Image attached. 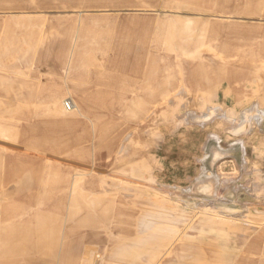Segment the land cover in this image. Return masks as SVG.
<instances>
[{"label":"rangeland","instance_id":"374dc122","mask_svg":"<svg viewBox=\"0 0 264 264\" xmlns=\"http://www.w3.org/2000/svg\"><path fill=\"white\" fill-rule=\"evenodd\" d=\"M118 55L124 93L69 92ZM0 264H264V0H0Z\"/></svg>","mask_w":264,"mask_h":264},{"label":"crops","instance_id":"0c3cea01","mask_svg":"<svg viewBox=\"0 0 264 264\" xmlns=\"http://www.w3.org/2000/svg\"><path fill=\"white\" fill-rule=\"evenodd\" d=\"M180 22L179 25H174L173 29H172V37H174L175 33L177 31L180 32H184L183 34H185L188 38H200L202 37L201 35V32L195 28H189L190 25H204V23L202 22H195V21H185V20H182V21H178ZM162 25L164 24H167L166 22L163 24L161 23ZM168 25V24H167ZM185 29V30H183ZM203 39V38H200V40ZM194 40V39H193ZM191 43L193 44V42L191 41ZM120 60H121V64H119L118 62L116 61H112L113 63H116V65H113L111 64L110 65V61H109V64H108V61H106V66L105 69H108L111 68L113 71H106L107 74L102 76V75H99V73L101 72L102 73V70H98L100 72H75V73H71L69 75V83H68V88H69V92L70 93H85L87 98L91 97L89 95H94L93 93H102V94H108V93H124L126 90L124 89V83H125V75H124V71L122 72V74H119L118 73V68L121 67L124 69V59L122 58V56L120 57V55H118V57ZM75 61H70V68L73 69V67H77L76 66V59H74ZM110 66V67H109ZM35 68V66H34ZM100 73V74H101ZM60 78V75L59 76H47V77H41L40 75H37V74H34L32 76H28V77H22V80L20 81L21 82V86L23 87H28L27 89L23 90L24 92L26 93H46V92H52V93H55V92H60L61 91V88L62 86L60 85L59 83V79ZM47 84V88L44 87V85ZM42 87L45 88L42 90ZM65 87V86H64ZM50 88V89H48ZM66 100H69L71 102H69L67 105L65 103ZM134 101L133 102H136V103H143V100L139 98H134L133 99ZM62 103L64 105V108L67 110V111H74L77 112L78 114H81L82 115V112H80V108L78 107V104H77V101L74 99V97H71V96H67L65 98L62 99ZM95 105H83L81 108L82 109H90V108H93V109H102V108H107V105L103 106L101 105V103L99 102H91ZM83 104V103H82ZM100 104V105H99ZM68 106V107H67ZM37 125H33V126H26V131L24 132L25 134V138H24V141H32L33 144H42V146H44L43 144V141H41L42 137L38 138L39 136H42L41 135V130L39 127H36ZM39 129V130H38ZM54 140V138H50L48 141H50V143H52V141ZM57 141H59L58 139L54 141V143L56 144ZM61 141V140H60ZM31 142V143H32ZM18 170V169H17ZM19 171V170H18ZM48 178V176L46 177ZM56 177L51 175L50 178H48V181L46 182H49L47 185L44 184L45 186L42 187L41 191L44 190L43 192L45 191H48L49 189L53 188V184H54V179ZM73 184V183H71ZM71 184H69V187L71 188ZM74 185V184H73ZM40 191V194L38 193L37 196H40L41 197V192ZM48 193H45V197H47ZM43 197V196H42ZM67 201L69 202L68 204H71L73 205L74 202L72 201V198L71 197H68L67 198ZM10 203V202H9ZM11 204V203H10ZM11 207L10 205H8V208ZM15 208L14 210H18L17 207H13ZM8 221H11L9 220L10 216H11V210L8 209ZM44 214V215H43ZM38 215H40L39 217H36V219L34 220H30V221H38V222H45L46 219L52 217V216H55V215H52L50 213H39ZM58 218V216H55V220ZM54 219V218H53ZM42 228L44 227V225L41 226ZM31 231H36V229H34L33 226L30 227L29 225V220L26 221V222H21V225H19V227H14V229H12V234L15 233L14 235L16 237H36ZM24 233V235H20ZM26 233V234H25ZM31 235V236H29Z\"/></svg>","mask_w":264,"mask_h":264},{"label":"built area","instance_id":"2783aa9c","mask_svg":"<svg viewBox=\"0 0 264 264\" xmlns=\"http://www.w3.org/2000/svg\"><path fill=\"white\" fill-rule=\"evenodd\" d=\"M69 102H71V101H69V100H66V101H65L66 105H67ZM67 107H68V106H67Z\"/></svg>","mask_w":264,"mask_h":264}]
</instances>
